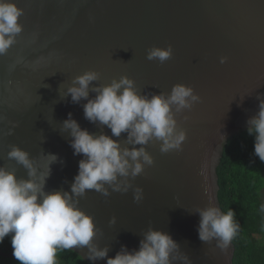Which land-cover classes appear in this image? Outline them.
Wrapping results in <instances>:
<instances>
[{
    "label": "water",
    "instance_id": "1",
    "mask_svg": "<svg viewBox=\"0 0 264 264\" xmlns=\"http://www.w3.org/2000/svg\"><path fill=\"white\" fill-rule=\"evenodd\" d=\"M12 2L23 9L18 21L23 30L0 56V165L27 179L26 170L7 158L10 145L37 161L42 153L56 154L45 191L70 190L83 157L73 155L71 137L60 131L68 113L90 133L111 136L110 129L84 118L87 101L75 104L64 96L85 71L98 72V84L127 76L149 97L169 93L174 84L190 86L200 101L176 115L178 129L186 133L182 150L161 153L160 142H149L145 148L154 162L130 181L143 189V199L134 202L132 188L127 193L109 188L108 197L86 190L78 207L101 230L94 243L107 245L108 257L121 245L138 249L151 225L171 235L192 264H233L232 241L221 250L215 238L211 243L198 239L200 217L194 210L211 203L223 211L219 166L224 151L247 131L246 121L259 110L257 97L264 98V0ZM168 45L172 56L163 64L146 59L147 49ZM220 57L227 59L220 63ZM17 58L22 63L10 70ZM10 128L12 134L6 135ZM125 137L113 139L132 147ZM71 251L92 264L84 257L86 248ZM0 255L12 257V252L0 249Z\"/></svg>",
    "mask_w": 264,
    "mask_h": 264
},
{
    "label": "clouds",
    "instance_id": "2",
    "mask_svg": "<svg viewBox=\"0 0 264 264\" xmlns=\"http://www.w3.org/2000/svg\"><path fill=\"white\" fill-rule=\"evenodd\" d=\"M23 14V9L12 0H0V56L17 42L16 37L23 30L18 21ZM171 56V45L153 46L146 51L147 60L161 64ZM226 59L220 57V63ZM19 63L22 58H17L9 66L10 70ZM98 80V72L85 71L73 78L64 94L75 104L87 101L82 106L84 118L111 131V136L90 133L80 127L71 113L62 121L60 131L71 137L69 145L73 155L83 157L78 161V172L69 191H45L50 166L59 159L56 154L42 153L37 161L18 146H9L7 158L21 165L28 178H17L14 171L0 165V243L10 237L12 256L19 264H57L58 252L74 248H86L84 257L92 264L102 259H106V264H174L177 261L192 264L171 235L154 230L151 225L142 232L138 249L129 250L121 245L114 257H108V246L99 247L94 243L101 230L78 204L86 190L108 197L109 188L120 193L132 188L133 200L139 203L143 189L133 188L130 181L154 162L145 145L158 141L161 153L182 150L186 133L178 129L176 115L190 110L200 97L192 87L179 83L167 94L161 92L149 97L140 94L134 80L127 76L112 79L108 84L94 83ZM90 92L94 97H89ZM257 99L259 110L246 121V130L254 138L253 155L264 163V98ZM122 133L126 134L125 143L132 147H122L118 139H113ZM11 134L10 128L6 135ZM194 212L200 217L198 239L211 243L215 238L216 246L226 249L239 231L234 211L223 212L209 203ZM114 223L115 217H112L109 224Z\"/></svg>",
    "mask_w": 264,
    "mask_h": 264
},
{
    "label": "trees",
    "instance_id": "3",
    "mask_svg": "<svg viewBox=\"0 0 264 264\" xmlns=\"http://www.w3.org/2000/svg\"><path fill=\"white\" fill-rule=\"evenodd\" d=\"M254 138L247 131L231 140L219 166V199L224 212L235 213L239 231L232 240L233 264H264V163L253 155ZM250 161H253L250 163ZM0 249L12 252L10 237ZM0 264H19L0 255ZM57 264H91L71 250L57 253Z\"/></svg>",
    "mask_w": 264,
    "mask_h": 264
}]
</instances>
